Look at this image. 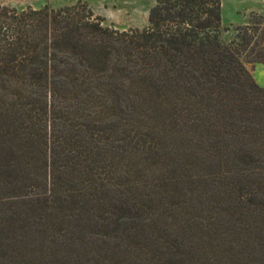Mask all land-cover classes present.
Here are the masks:
<instances>
[{"label": "trees", "instance_id": "trees-1", "mask_svg": "<svg viewBox=\"0 0 264 264\" xmlns=\"http://www.w3.org/2000/svg\"><path fill=\"white\" fill-rule=\"evenodd\" d=\"M0 3V264H264V15Z\"/></svg>", "mask_w": 264, "mask_h": 264}, {"label": "rangeland", "instance_id": "rangeland-1", "mask_svg": "<svg viewBox=\"0 0 264 264\" xmlns=\"http://www.w3.org/2000/svg\"><path fill=\"white\" fill-rule=\"evenodd\" d=\"M79 0H0L1 4L24 8H39L45 4L60 7ZM93 12L102 16L107 24L118 29L142 28L148 24V11L155 0H80ZM264 0H222L221 37L228 42L235 38L236 27L248 23L252 9L263 6ZM258 13V12H256ZM250 64H246L249 68Z\"/></svg>", "mask_w": 264, "mask_h": 264}, {"label": "crops", "instance_id": "crops-1", "mask_svg": "<svg viewBox=\"0 0 264 264\" xmlns=\"http://www.w3.org/2000/svg\"><path fill=\"white\" fill-rule=\"evenodd\" d=\"M259 14L264 15V3L263 6L261 7H256L252 9ZM250 71L255 79V81L260 85L264 86V64L263 63H255V64H250L249 66Z\"/></svg>", "mask_w": 264, "mask_h": 264}]
</instances>
